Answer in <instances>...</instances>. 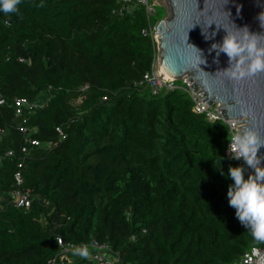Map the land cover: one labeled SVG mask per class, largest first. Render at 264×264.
<instances>
[{
	"label": "trees",
	"instance_id": "obj_1",
	"mask_svg": "<svg viewBox=\"0 0 264 264\" xmlns=\"http://www.w3.org/2000/svg\"><path fill=\"white\" fill-rule=\"evenodd\" d=\"M122 7L20 0L0 11V264H48L57 237L89 254L76 249L67 264H96L93 242L120 264H236L264 249L228 204V168L240 167L227 158L228 125L197 114L182 81L157 95L142 83L157 55L149 29L162 19L143 6L114 13ZM19 98L37 108L16 118ZM20 126L54 144L25 156L28 210L10 202L27 145Z\"/></svg>",
	"mask_w": 264,
	"mask_h": 264
},
{
	"label": "water",
	"instance_id": "obj_2",
	"mask_svg": "<svg viewBox=\"0 0 264 264\" xmlns=\"http://www.w3.org/2000/svg\"><path fill=\"white\" fill-rule=\"evenodd\" d=\"M156 2L166 6L168 12L157 28V60L162 74L176 81L188 75L193 82L192 87L201 88L211 107L219 104L225 120L238 119L246 124V127H242L244 130L251 129L264 138V73L240 82L229 81L222 75L215 76L218 70L229 66L228 57L221 53L219 64H214L216 53L208 52L211 44L222 43L226 35L223 28L217 31V26L227 28L238 38H242L244 32L237 31L235 25L238 29L247 27L250 34L264 33L258 20L259 14L264 12V0H228L227 4L226 0ZM226 12L231 15L228 17ZM202 30L209 36L213 32L217 34L205 41ZM187 43L203 52L206 65H199L200 69L196 66L198 53ZM260 43L264 46V40ZM258 156H264V147L259 150ZM261 166L264 167V162Z\"/></svg>",
	"mask_w": 264,
	"mask_h": 264
},
{
	"label": "clouds",
	"instance_id": "obj_3",
	"mask_svg": "<svg viewBox=\"0 0 264 264\" xmlns=\"http://www.w3.org/2000/svg\"><path fill=\"white\" fill-rule=\"evenodd\" d=\"M19 3L20 0H0V11L5 14L17 12ZM227 3L228 0L225 4ZM226 13L228 17L231 15L228 12ZM239 13L240 7L238 6L237 15ZM258 20L261 28H264V12L259 14ZM220 28L224 29L226 35L223 37L222 43L211 44L208 52L209 54L216 53L213 59L214 64H219L221 53L226 54L229 66L226 69L218 70L215 76L222 75L229 81L240 82L246 78L264 73V46H261L260 43L261 40H264V33L259 35L250 34L247 27L238 29L235 25L237 31L244 32V36L238 38L230 33L227 28L217 26V31ZM216 34V32H213L209 36L202 30L205 41L213 39ZM188 45L198 53L196 66L199 68L201 64L206 65L207 62L203 58V52L191 44ZM227 111H230V109ZM233 128H235V124H233ZM227 140L229 141L227 148L229 158L234 160L243 159L244 164L251 170L247 179H245V167L230 166L228 168L227 176L233 181L227 190L228 204L235 209V218L247 229L253 239L264 243V167L261 166L264 162V156H258L259 150L264 147V138H261L251 129H245L243 132H233L231 135L228 132ZM222 159L220 157L218 161L219 167H216L217 162H214V169L221 167ZM221 175L223 176L225 173L221 172ZM74 255L87 258L89 254L86 249L80 248L74 252Z\"/></svg>",
	"mask_w": 264,
	"mask_h": 264
},
{
	"label": "built area",
	"instance_id": "obj_4",
	"mask_svg": "<svg viewBox=\"0 0 264 264\" xmlns=\"http://www.w3.org/2000/svg\"><path fill=\"white\" fill-rule=\"evenodd\" d=\"M119 4H122L121 11L119 9L114 10L115 14H118L120 12L121 14L123 11H129L131 12L130 5L132 6H143L145 8L146 14L148 16L149 21L154 18L156 15V0H117ZM164 20V19H163ZM160 21H158L154 26H150L149 32L153 39V41L156 43L157 48V38H158V25ZM145 34H147V31H145ZM21 62H23V59H20ZM144 84L149 86L152 89L153 94L157 95L162 88H165L166 90H176L180 86L177 84L178 81L171 79L165 75L162 74L159 68V63L157 60V55L154 59L153 67L151 72L146 73L144 75V78L142 80ZM183 82V89L188 93L190 98L193 101L194 104V111L199 115H205L208 121L211 123H215L217 121H223L228 125L229 133L230 135L233 132H242L244 128L246 127V124L241 123L238 119H229L225 120L222 111L220 109L219 104H216L214 107H211L205 98V95L201 88H193V82L190 80V77L188 75L182 77L181 80ZM87 86L82 88V91H85ZM106 98H104L105 100ZM82 99L80 98L76 105L81 104ZM5 104L4 100L0 101V105ZM13 107L15 109L16 118H19L23 115L25 109H34L37 108L36 105H33L30 103L26 98H19L16 99ZM233 124H235V128H233ZM59 133V137L61 141H65L66 135L64 134L63 130L61 128L56 129ZM18 131L26 137V143L24 147L21 149V154L24 156V158L21 159V162L18 164L17 171L14 174V180H15V189L11 192V198L10 202L14 205V207L18 209H30L32 205V199L30 196V193L28 191L23 190L25 179L23 177V169H24V162H25V156L28 155L29 146H35V147H44L47 150H51L54 147V144L52 142H42L38 139H31L29 137V129L26 126H20L18 127ZM2 132V131H0ZM229 146V143L227 145V148ZM227 158L234 163L239 164L240 166H244L247 170V174L249 175L251 170L247 168V166L244 164L243 159L241 160H234L230 159L229 155L226 151ZM6 157H13L15 156V153L13 151H9L5 154ZM0 160H2V157L0 156ZM1 208V207H0ZM57 243L59 246V252L58 254L51 259L48 264H67L69 262L70 254L77 249V246L71 243H65L62 238L57 237ZM90 247H93L96 249V252L92 254L90 261H94L96 264H120V257L119 254L116 253L111 247L108 245L99 244L98 242H93L90 244ZM236 264H264V249L254 247L251 250L247 251L241 259Z\"/></svg>",
	"mask_w": 264,
	"mask_h": 264
},
{
	"label": "rangeland",
	"instance_id": "obj_5",
	"mask_svg": "<svg viewBox=\"0 0 264 264\" xmlns=\"http://www.w3.org/2000/svg\"><path fill=\"white\" fill-rule=\"evenodd\" d=\"M156 15L154 16V20L156 19H165L167 17V7L164 5H161L159 3H156ZM161 21V20H159Z\"/></svg>",
	"mask_w": 264,
	"mask_h": 264
},
{
	"label": "bare ground",
	"instance_id": "obj_6",
	"mask_svg": "<svg viewBox=\"0 0 264 264\" xmlns=\"http://www.w3.org/2000/svg\"><path fill=\"white\" fill-rule=\"evenodd\" d=\"M166 76V75H165Z\"/></svg>",
	"mask_w": 264,
	"mask_h": 264
}]
</instances>
